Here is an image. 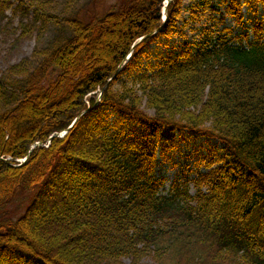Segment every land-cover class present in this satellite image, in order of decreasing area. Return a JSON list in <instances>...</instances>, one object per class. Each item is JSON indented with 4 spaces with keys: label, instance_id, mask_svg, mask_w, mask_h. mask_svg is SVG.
<instances>
[{
    "label": "trees",
    "instance_id": "16d2710c",
    "mask_svg": "<svg viewBox=\"0 0 264 264\" xmlns=\"http://www.w3.org/2000/svg\"><path fill=\"white\" fill-rule=\"evenodd\" d=\"M225 1L172 0L164 24V0L65 16L70 32L34 51L31 73L0 78V264H264V12L248 26L253 0ZM203 17L199 37L143 63ZM200 136L217 142L196 193L176 180L161 194L157 154Z\"/></svg>",
    "mask_w": 264,
    "mask_h": 264
},
{
    "label": "rangeland",
    "instance_id": "374dc122",
    "mask_svg": "<svg viewBox=\"0 0 264 264\" xmlns=\"http://www.w3.org/2000/svg\"><path fill=\"white\" fill-rule=\"evenodd\" d=\"M51 11H57L59 22L48 21L41 9L37 6L38 0H0V78L9 77V71L15 65L26 63V69L23 74H14L12 78H5L7 82H15L23 79V75L33 71L38 61L34 56V51L39 47L49 46L54 37L61 33H69V28L65 24V16L73 15L81 17L86 22L93 20L92 18L102 16L103 14L118 9L127 0H43ZM193 0H184V7L188 6ZM213 1V0H212ZM224 9L227 3L225 0H215ZM243 3L244 0H241ZM38 10L40 12H38ZM242 10L244 12V20L249 26L254 23V18H261L264 7L259 0H253L252 3H243ZM37 11V12H36ZM188 11H183V16H188ZM181 19V18H179ZM182 20V19H181ZM204 22L205 24H202ZM226 24L232 26L236 31L241 30V25L236 21L235 16L229 14L226 18ZM181 21H179V24ZM210 22L202 18V21L189 24L185 29V36L176 35L172 37L169 43L164 37L156 40L149 47V52L144 55L143 63L154 60L159 56L160 52H164L172 42L179 43L185 39L199 37L198 31L194 28L209 25ZM252 32V30H251ZM171 45V44H170ZM178 50V49H176ZM152 112V110H150ZM16 127V126H15ZM209 142L197 139L195 141L182 142L181 147L175 152V155L168 159H162L158 164V170L167 174L168 181L166 188L172 183L171 178L180 176L182 172L190 177L196 176L195 168L199 165L200 169L208 170L211 167L203 159L200 153H206V147ZM205 163V164H204ZM193 168L190 170L187 168ZM187 168V169H186ZM186 178H180V182H184ZM190 189L195 191L193 183L190 182ZM209 260H212L209 259ZM203 262L202 264H209ZM126 264H131V259H125ZM141 264H154L151 256H146Z\"/></svg>",
    "mask_w": 264,
    "mask_h": 264
},
{
    "label": "water",
    "instance_id": "95a60500",
    "mask_svg": "<svg viewBox=\"0 0 264 264\" xmlns=\"http://www.w3.org/2000/svg\"><path fill=\"white\" fill-rule=\"evenodd\" d=\"M170 0H168V2H169ZM166 10H167V7H166ZM101 94H102V91H101ZM0 158L2 159L3 157L2 156H0Z\"/></svg>",
    "mask_w": 264,
    "mask_h": 264
}]
</instances>
